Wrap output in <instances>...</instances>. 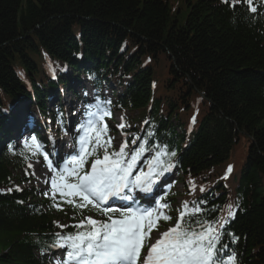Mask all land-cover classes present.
Returning <instances> with one entry per match:
<instances>
[{"label":"trees","instance_id":"obj_1","mask_svg":"<svg viewBox=\"0 0 264 264\" xmlns=\"http://www.w3.org/2000/svg\"><path fill=\"white\" fill-rule=\"evenodd\" d=\"M234 2L0 0V264H51L56 241L94 213L60 210L21 187L30 180L29 148L1 143L18 103L46 109L49 92L67 86V63L68 76L115 94L131 131L149 118L146 131L176 152L185 209H201L193 226L231 210L226 232L236 242L223 236L225 253L236 264H264V0H253L255 13ZM231 162L225 186L220 177ZM63 215L72 217L60 223Z\"/></svg>","mask_w":264,"mask_h":264},{"label":"snow or ice","instance_id":"obj_2","mask_svg":"<svg viewBox=\"0 0 264 264\" xmlns=\"http://www.w3.org/2000/svg\"><path fill=\"white\" fill-rule=\"evenodd\" d=\"M237 3H247L252 13L257 11L253 0H235L230 6L234 8ZM94 123L89 120L87 126L80 125L84 130V135L80 136V154L73 156L70 166L56 174L51 189L68 204L89 208L106 219L88 217L73 226L77 229L74 234L56 241L57 246L68 249L65 264H236L234 254L228 255L227 261L221 259L229 247L221 243L222 237L227 234L232 243L236 242L231 232L221 231L226 229L227 219L218 222L196 219L193 226L191 217L201 211L195 207L191 212H182L172 227L161 232L160 226L172 217L157 208H140L135 194L137 190L152 193L153 185L172 170L171 164L165 166L160 159L166 153L156 151L155 157L146 161L145 171L138 168V163L146 151L154 150L145 147L146 141L136 148L125 144L118 151L110 152V145L107 141L101 142ZM90 130L96 132L94 141ZM139 139L135 137L132 144L136 145ZM32 143H36L35 137ZM89 143L95 144L91 150L87 147ZM175 156V151L170 153V157ZM52 171L55 172V168ZM228 171L231 172V168ZM145 200L151 203L148 197ZM117 202L120 206L113 207ZM166 207L167 204H159V208ZM228 216L234 218V213L229 210ZM147 242H150L147 254L142 259V249Z\"/></svg>","mask_w":264,"mask_h":264},{"label":"rangeland","instance_id":"obj_3","mask_svg":"<svg viewBox=\"0 0 264 264\" xmlns=\"http://www.w3.org/2000/svg\"><path fill=\"white\" fill-rule=\"evenodd\" d=\"M177 1V0H176ZM17 106L15 107L16 110ZM119 115L118 117H116L115 119L117 123H119ZM116 139H118V134H116ZM111 138H113V135L111 136ZM237 152H235V157L234 159L237 160H242V149L241 148H237L236 150ZM31 169H32V181L31 183H26V186H31V184H35L37 187L43 189L46 192H51L50 190H48L49 186L51 185V183H47L46 181L50 182V177H51V172H50V168L49 166L45 163V162H41V161H33L30 165ZM182 186L181 184H177L176 186V192L177 193H181L182 192ZM179 201V199L177 200ZM65 216V215H63ZM63 216H61V218H59L60 223H66L67 220L66 218H68L70 215H66L65 217V221L63 218ZM162 230H164L163 228H160V231L163 232ZM59 253H57V257L54 259L53 264H65V262L63 263L60 255H58Z\"/></svg>","mask_w":264,"mask_h":264}]
</instances>
